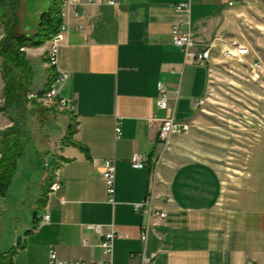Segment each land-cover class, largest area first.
<instances>
[{
  "label": "crops",
  "instance_id": "0c3cea01",
  "mask_svg": "<svg viewBox=\"0 0 264 264\" xmlns=\"http://www.w3.org/2000/svg\"><path fill=\"white\" fill-rule=\"evenodd\" d=\"M82 1L62 7L70 30L60 49L59 68L70 73V79L61 95L70 100L72 109L46 110L41 93L34 99L28 96V115L34 117L38 107L46 110L41 131L58 120L61 126L54 129L60 134L43 131L38 139L28 128L29 137L43 146L39 191L31 205L37 216L21 229L25 234L16 231L12 251L5 254L9 262L0 264H49L52 250L66 260L114 264H264V138L250 151L247 178L239 177L243 182L235 186L233 181V186L226 172L225 127L211 123L201 112L213 79L224 73L223 48L232 41L250 49L247 75L234 78L236 89L264 104L259 91L264 79L251 80L249 67L260 59L256 41L263 36L257 28L264 19V0H121L117 6L107 0ZM187 1L191 11H179L177 6ZM176 24L190 31L199 45L217 39L206 64L186 61L173 43ZM49 44L48 40L24 48L35 71L30 89L37 75L35 64L47 66L49 81ZM1 59L0 104L5 87ZM160 83L170 96L166 109L157 104ZM168 118L190 128L172 134L163 144L159 131ZM12 125L0 110L1 132ZM135 153L150 158L146 168L132 166ZM106 159L116 160L114 205L108 202L102 176L101 162ZM45 161L60 173L62 186L55 193ZM151 186L158 197L156 206L167 217L162 222L154 218L143 241L146 217L134 204L147 196ZM45 214L50 215L47 222ZM88 224L115 225L113 254H105L102 237ZM19 235L20 243L15 242Z\"/></svg>",
  "mask_w": 264,
  "mask_h": 264
},
{
  "label": "rangeland",
  "instance_id": "374dc122",
  "mask_svg": "<svg viewBox=\"0 0 264 264\" xmlns=\"http://www.w3.org/2000/svg\"><path fill=\"white\" fill-rule=\"evenodd\" d=\"M42 3V0H19L18 11L19 20L21 22L19 25L20 28L24 25L29 29L33 27L37 28V22L35 25L33 24L34 19L32 14ZM47 7L48 5H46V8ZM5 12V7L0 3V41L7 33L6 27H8V24L6 25L7 18ZM257 29L263 36L256 41L258 47L256 57L262 60L264 66V19L259 22ZM2 64L3 58L1 59V65ZM221 64L225 65L224 73L220 75L219 78L213 79L208 101L201 112L209 116L211 123H220L225 127L226 134L229 138L228 168L226 169L227 177L231 185L234 186V181L235 186H239L243 181H239L238 178L241 177L242 180H245L249 174L248 168L245 167L248 164L250 151L264 138V104L261 101L262 99H253L246 93H241L236 89L233 83L235 77L239 78L240 76L245 77L247 75V58L244 62H238L228 59L223 54ZM38 65L39 64H35L37 75L34 86L30 89L28 95L33 99L43 92L48 83L47 74L49 71L47 66L44 64H41V66ZM238 68H242L241 70L245 73H240ZM259 91L261 95L264 96V81L263 85L259 84ZM3 104L4 96L2 97L0 106ZM41 105L46 110L52 109L45 106L43 103H41ZM43 110L39 109V107L33 109L32 115H34V117H31V112L29 115L27 114L26 126L35 131L38 139L43 138V131H48L49 133L54 132L57 133L56 135H59L60 129H54L56 124L61 126L58 120L54 121L52 126H46V128L41 131V126L43 125L42 121H45L44 115L46 112V110ZM58 112L60 113L62 110ZM42 151L43 146L37 144L35 138H30L18 159L17 173L14 180L4 194L5 196L3 195L1 197L0 255H7L12 251V244L14 243L13 240L16 231H21L22 228L24 229L34 215V210H32L31 205L33 197L36 195L37 191H39L37 187L42 173V168L40 166L43 165L44 159V156L41 157L39 153ZM47 160L49 161V158ZM25 233V231H21L20 234ZM19 237L20 235L16 238L15 242L18 241Z\"/></svg>",
  "mask_w": 264,
  "mask_h": 264
},
{
  "label": "built area",
  "instance_id": "2783aa9c",
  "mask_svg": "<svg viewBox=\"0 0 264 264\" xmlns=\"http://www.w3.org/2000/svg\"><path fill=\"white\" fill-rule=\"evenodd\" d=\"M87 2H94L98 0H85ZM82 0H64L63 5L66 7L76 6L82 4ZM111 5H120L121 0H107ZM233 1L230 2V5ZM179 11H191L190 2H182L177 6ZM64 18V17H63ZM78 29H82V26H78ZM70 30V23L66 20L63 21L59 31L53 35L49 42V49L47 51L48 63L50 66L55 67L57 70V76L54 82L51 84L50 89L44 93L41 97L42 103L49 108H57L59 110H71L72 104L70 100L61 95V87H63L70 79V73L62 71L59 68V56L61 47L68 42V34ZM173 43L179 47L185 55L186 61H192L199 64H206L211 58L212 49L215 48L217 39L212 40L206 44L199 45L193 39L192 33L184 29L182 24H176L172 31ZM250 49L240 43L239 41H232L225 45L223 48V54L228 59L238 62H244L249 55ZM264 78V66L261 59L250 63V79L258 82ZM158 106L162 109H166L170 106L169 92L163 85L159 84V99ZM205 104L204 100H201L199 105ZM190 125L183 122H178L174 118H168L162 120L159 140L163 144L170 142V137L174 133L189 130ZM122 134V128L120 124L116 127V136L120 137ZM150 158L146 155L135 153L131 158V164L136 169H144L148 166ZM45 168H47L52 176L51 192H57L61 186L60 173L55 167H50L49 162H44ZM102 176L107 185L108 202L111 204L116 203V178L117 167L115 159H106L101 162ZM157 195L154 187H150L147 196L141 201L134 204L135 210L142 213L146 217V221L142 227V240L146 241L151 229L154 218H158L161 222L167 217L166 212L161 211L156 206ZM50 220V215L45 214L43 221ZM87 228L94 231L97 235L102 237L101 248L105 254H113L115 240L118 237V232L114 224H88ZM84 244H88V240H84ZM49 264H114L112 261H100L90 262L85 259L66 260L62 259L55 250L50 252Z\"/></svg>",
  "mask_w": 264,
  "mask_h": 264
},
{
  "label": "trees",
  "instance_id": "16d2710c",
  "mask_svg": "<svg viewBox=\"0 0 264 264\" xmlns=\"http://www.w3.org/2000/svg\"><path fill=\"white\" fill-rule=\"evenodd\" d=\"M63 2L64 0H51L49 10L40 18L37 35L29 38L16 32L18 21L15 11L18 0H0V3L5 7L6 25L8 24L7 33L0 41V56L3 58L1 69L5 79L4 104L0 110L13 121L11 127L1 132L0 199L11 186L17 173L18 159L26 143L30 140L29 130L26 126L29 103H31L28 91L33 84L35 71L24 48L28 45L42 46L59 31L64 21ZM56 76V68L51 66L49 81L40 96L50 89ZM7 258L5 255L0 256V261L4 262Z\"/></svg>",
  "mask_w": 264,
  "mask_h": 264
},
{
  "label": "water",
  "instance_id": "95a60500",
  "mask_svg": "<svg viewBox=\"0 0 264 264\" xmlns=\"http://www.w3.org/2000/svg\"><path fill=\"white\" fill-rule=\"evenodd\" d=\"M42 1H43L42 5L37 7L35 9V11L33 12V14H32V17L34 19V23L33 24L35 25L36 22H37V28L33 27L31 29H29L26 25H24L23 27L20 28L19 25L21 24V22L19 20V11H18V5H17V9L15 11L16 16H17V21H18V24H17V27H16V32L17 33L26 35L29 38L37 35L38 30H39V25H40V18L45 12H47L49 10L50 5H51V0H42ZM18 4H19V0H18ZM46 5H48L47 8H46ZM33 216L36 217L37 216V212H34ZM21 240H22V238L19 237L17 242L20 243Z\"/></svg>",
  "mask_w": 264,
  "mask_h": 264
}]
</instances>
